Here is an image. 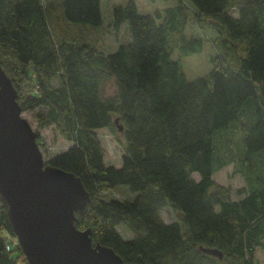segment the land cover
Masks as SVG:
<instances>
[{
	"label": "trees",
	"instance_id": "1",
	"mask_svg": "<svg viewBox=\"0 0 264 264\" xmlns=\"http://www.w3.org/2000/svg\"><path fill=\"white\" fill-rule=\"evenodd\" d=\"M188 1L197 23L206 21L217 36L211 68L195 80L172 58L176 44L182 55L203 46L201 37L183 32V8L140 14L133 0L112 10L113 27L126 21L131 40L108 53L75 43L73 35L55 39L41 0H0V52L7 61L0 64L18 94L32 74L35 88L19 102L21 110L37 109L40 126L53 125L72 141L48 162L74 172L89 191L74 223L91 228L93 243L113 247L127 264H257L256 251L264 249V0ZM99 2L60 0L61 17L98 26ZM107 78L116 93L104 96ZM241 116L244 154L235 169L247 174L248 186L232 198L231 187L212 174L234 159H218L213 136ZM99 127L122 146L120 165L105 163ZM119 183L136 192L134 199L99 195ZM166 206L179 219L165 221L159 210ZM120 223L131 237L121 236ZM202 246L221 249L223 257ZM19 256L26 263L0 201V264H19Z\"/></svg>",
	"mask_w": 264,
	"mask_h": 264
},
{
	"label": "water",
	"instance_id": "2",
	"mask_svg": "<svg viewBox=\"0 0 264 264\" xmlns=\"http://www.w3.org/2000/svg\"><path fill=\"white\" fill-rule=\"evenodd\" d=\"M18 91L0 64V201L27 264H127L113 247L75 225L90 193L80 177L43 160L37 132L21 115ZM118 130L123 125L114 119ZM205 252L223 257L217 247Z\"/></svg>",
	"mask_w": 264,
	"mask_h": 264
},
{
	"label": "rangeland",
	"instance_id": "3",
	"mask_svg": "<svg viewBox=\"0 0 264 264\" xmlns=\"http://www.w3.org/2000/svg\"><path fill=\"white\" fill-rule=\"evenodd\" d=\"M41 1L46 9L45 15L50 32L57 40H59L60 37L62 39H67L69 36L73 35L75 43L79 44L86 42L90 46H94L104 53L113 52L120 43H128L131 40L129 26L126 21L123 22L117 29H115L112 25L113 7L116 5H125L129 0H100L99 7L101 13V24L98 26L87 23L64 22L59 8L60 0ZM133 1L140 14L154 15L157 10L164 14V10L167 7H174L176 5L181 6L186 17L184 24L186 29H184L183 32L186 34V37H201L203 39V46L200 51L182 55L179 45L176 44L178 34L173 33L170 42L173 47L176 44V48H172V58L180 61L184 74L190 81L202 77L209 72L211 68V56L216 53L217 49L215 45L217 36L214 30L205 23L206 21L201 24L197 23L194 17V8L188 0H155L153 2L149 0ZM229 13L233 16L238 15L236 8H230ZM0 60L4 65H6V57L2 52H0ZM52 82L54 85L58 84L56 79ZM34 86L32 74L30 73L27 79H24L21 83H19L18 102H21L26 95L30 93L33 88H35ZM101 91L104 96L115 94V80L113 78H107L102 84ZM36 111L37 109L22 111L21 115L24 118H27L32 128L37 132L36 140L39 149L41 150L43 160L48 162V159L51 156L65 150L72 144V141L67 140L60 135L59 132L54 129L53 125L40 126L36 119ZM244 118L245 116H241L239 120L231 123L228 128L216 131L213 136L218 159L220 161L231 158L234 159L219 167L212 174V177L216 182L231 187L232 198H239L242 195H239L236 192L237 188L248 186L247 174L238 172L235 169L236 167H242L240 157L244 153L242 145L243 131L240 120H243ZM96 133L105 150V163L116 166L120 165L122 161L123 148L118 144L116 136L112 135L106 127H99L96 130ZM193 175L196 178L199 177L197 172H193ZM99 195L106 198L132 200L136 196V192L131 190L127 185L119 183L112 187L100 190ZM159 213L165 221L177 220L180 217V212L172 206L161 208ZM117 230L124 238H129L133 235V233L128 230L123 223L117 225ZM23 258L24 257L22 256L18 257L19 264H26ZM255 258L257 264H264V249L258 247Z\"/></svg>",
	"mask_w": 264,
	"mask_h": 264
},
{
	"label": "built area",
	"instance_id": "4",
	"mask_svg": "<svg viewBox=\"0 0 264 264\" xmlns=\"http://www.w3.org/2000/svg\"><path fill=\"white\" fill-rule=\"evenodd\" d=\"M6 247H7L8 249H10V247H11V244H7V245H6Z\"/></svg>",
	"mask_w": 264,
	"mask_h": 264
}]
</instances>
